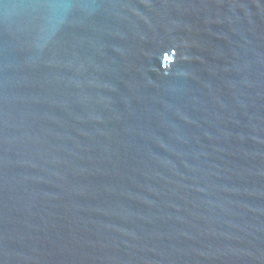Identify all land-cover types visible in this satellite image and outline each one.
I'll list each match as a JSON object with an SVG mask.
<instances>
[{"label":"water","instance_id":"obj_1","mask_svg":"<svg viewBox=\"0 0 264 264\" xmlns=\"http://www.w3.org/2000/svg\"><path fill=\"white\" fill-rule=\"evenodd\" d=\"M0 264H264V0H0Z\"/></svg>","mask_w":264,"mask_h":264}]
</instances>
